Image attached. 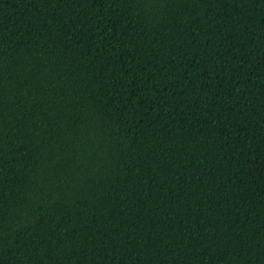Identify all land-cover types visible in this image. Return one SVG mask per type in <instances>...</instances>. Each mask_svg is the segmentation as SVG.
Returning a JSON list of instances; mask_svg holds the SVG:
<instances>
[{"label": "trees", "instance_id": "1", "mask_svg": "<svg viewBox=\"0 0 264 264\" xmlns=\"http://www.w3.org/2000/svg\"><path fill=\"white\" fill-rule=\"evenodd\" d=\"M0 264H264V0H0Z\"/></svg>", "mask_w": 264, "mask_h": 264}]
</instances>
